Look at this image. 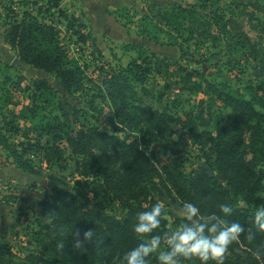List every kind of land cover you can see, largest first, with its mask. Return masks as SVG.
<instances>
[{
    "label": "rangeland",
    "instance_id": "obj_1",
    "mask_svg": "<svg viewBox=\"0 0 264 264\" xmlns=\"http://www.w3.org/2000/svg\"><path fill=\"white\" fill-rule=\"evenodd\" d=\"M168 1L184 8L196 7L202 15L196 25H190L192 21L184 23L186 39L190 30L195 31V37L190 43L179 41L183 50L172 46L175 40L168 41L163 35L155 42L140 34L147 0H61L67 18H76V28L79 24L86 26L80 30L94 38L95 43L90 39L87 44L73 36L69 20L49 9L46 0H0V134H5L1 129L18 124L28 136H8L14 149L23 153L21 164L0 147V245L11 246V264H21L30 254L41 252L34 232L38 230L37 220L48 223L40 205L53 201L54 190L93 189V180L83 178L93 159V172L113 171L116 190H121L110 196L106 209L109 216L123 221L129 212L139 213L161 202L168 229L178 225L181 221L174 214L175 206L189 199L181 195L185 189L183 177H194L207 166L208 159L217 158L209 141L198 143L195 135L216 136L222 121L231 115L226 101L214 90L219 89L222 97L231 91L240 92L249 100L254 90L264 89V0ZM26 12L60 31L70 59L82 69L80 92L70 95L54 76L20 64L18 51L6 38ZM138 57L151 61L152 72L145 85L136 87V105L148 114L168 116L172 133L137 111L132 115L140 117L138 128L122 125L105 95L104 80L127 70ZM191 70L199 75L188 77ZM41 81L54 94L40 113L41 118L48 115L55 126L54 135L34 133V126L18 117L23 108L35 105L39 93L34 86ZM7 97L16 107L5 102ZM38 104L44 106L41 101ZM78 132L88 136L92 157L75 152L70 139ZM117 142L134 143L135 151L143 153L144 158L133 155L130 165L129 155L120 151ZM246 152L247 160H253V172L264 175V154L256 153V159L250 149ZM150 166L160 172L164 185L158 178L157 188L143 181L152 170ZM213 176L226 184L218 172ZM262 195L264 198V192ZM238 204L242 209L249 208L243 200ZM228 254L233 264H264V256L249 251L242 253L235 248L234 254Z\"/></svg>",
    "mask_w": 264,
    "mask_h": 264
},
{
    "label": "trees",
    "instance_id": "obj_2",
    "mask_svg": "<svg viewBox=\"0 0 264 264\" xmlns=\"http://www.w3.org/2000/svg\"><path fill=\"white\" fill-rule=\"evenodd\" d=\"M46 1L49 9L56 10L60 18L68 19L61 8V0ZM146 4L148 10L141 20L143 26L140 27V34L144 38L156 42L159 36L163 35L169 39L168 41L175 40L171 45L181 50L184 46L179 41L182 40L184 43L193 41L195 31L190 30L187 34L189 38L186 39L184 23L188 21H192L190 25L199 23L197 18L202 15L196 7L184 8L168 0H147ZM68 20V29L80 43L87 44L90 39L95 43L90 33L85 34L80 30L86 26L79 24V28H76L78 20L74 17ZM208 25L211 26V24ZM173 33L176 34L175 38L172 36ZM6 41L18 51L21 65L30 66L54 76L64 91L70 95L83 89L82 69L77 61L70 59L62 44L61 33L54 25L41 23L38 18L26 12L21 22L15 23L8 31ZM151 68L152 63L148 58L138 57L130 63L127 70L108 76L104 80L105 95L113 108L117 110L116 113L122 125L138 128L141 123L140 117L137 114L132 115V112L137 111L136 113L149 116V122L157 120L161 127L172 133L173 123L169 121L168 116L148 114L135 102L138 101L136 87L147 83L152 72ZM195 75L199 73L193 70L187 74L188 77ZM34 87L39 93L35 99V105L23 108L18 116L19 120L29 121L35 128L34 133L54 135L57 130L48 115L45 114L43 118L40 115L47 109L45 107L48 104V97L54 96L52 88L43 81L36 83ZM263 90V88L254 90L249 100L240 92L231 91L222 97L219 89L214 90V93L226 101L231 115L222 121L216 136L195 135V140L198 143L209 141L217 158L215 161L208 159L207 166L201 167L194 177H183L185 189L181 191V195L188 196V202L197 204L205 214L213 212L218 214V205L221 203L233 206L234 212L228 219L241 224L245 228V233L230 246L229 251L232 254L235 248H238L242 253L249 251L264 256V232L257 231L252 220V210L258 205H264L262 195L264 175L261 171L253 172L251 169L253 160L248 161L246 157L247 149L255 154L256 159L258 153L264 154ZM11 101L12 99L8 97L5 100L7 104L16 107L17 104ZM39 101L42 102L43 107L38 104ZM45 122L46 126H44ZM11 124L9 123L8 126ZM116 130L119 131L118 127ZM1 131L5 134H0V147L10 151L13 158L21 164L23 153L19 154L14 149L8 136L16 135L24 138L28 136L22 132L18 124H13ZM70 142L75 146L77 154L92 157L88 150L89 138L84 133L78 132L73 135ZM117 143L120 145V151L129 155L130 165L133 155L137 159L144 158L143 153L135 151L134 143ZM95 166L93 159L92 166H88L86 172H83L84 179L88 182L93 180V189L86 190L84 186L80 188L81 190H73V192L56 189L52 202L41 203L43 216L48 219V223L37 220L38 230L34 232L35 241L41 252L37 255L30 254L21 264H122L124 254L140 243L132 231L138 213L129 212L125 220L119 221L109 216L106 211L111 194L116 195L121 191L116 190L118 182L115 173L102 169L94 173ZM150 168L152 170L143 181L157 188L155 179L158 178L164 185L160 172H157L153 166ZM211 172L221 174L226 179V184L220 183ZM240 200L249 206L247 210L239 207ZM178 207L176 204L175 208ZM86 230H92L95 233L91 241L83 240V232ZM168 230V222L163 216L159 231L163 233ZM249 230L255 233L252 241L245 239ZM78 241L81 242L80 247H76ZM228 253L224 264H233ZM12 254L11 246L0 245V264H11L8 257ZM239 257L240 255L236 256V258ZM149 264H157L155 256L151 257Z\"/></svg>",
    "mask_w": 264,
    "mask_h": 264
},
{
    "label": "clouds",
    "instance_id": "obj_3",
    "mask_svg": "<svg viewBox=\"0 0 264 264\" xmlns=\"http://www.w3.org/2000/svg\"><path fill=\"white\" fill-rule=\"evenodd\" d=\"M219 213L205 214L192 202H183L174 210L180 223L161 233L164 208L161 202L139 212L132 231L140 243L129 249L122 257V264H149L155 256L157 264H224L230 246L245 233L238 222L230 221L234 208L227 203L218 205ZM255 229L264 232V205L252 210ZM79 235V233H77ZM95 233L83 232V240L91 241ZM255 233L247 232L245 239L252 241ZM78 241L76 247H80Z\"/></svg>",
    "mask_w": 264,
    "mask_h": 264
},
{
    "label": "water",
    "instance_id": "obj_4",
    "mask_svg": "<svg viewBox=\"0 0 264 264\" xmlns=\"http://www.w3.org/2000/svg\"><path fill=\"white\" fill-rule=\"evenodd\" d=\"M18 62H19V60H16V61H15V64H18ZM211 174L213 175L214 173L211 172Z\"/></svg>",
    "mask_w": 264,
    "mask_h": 264
}]
</instances>
